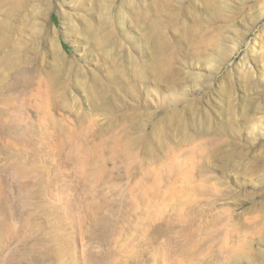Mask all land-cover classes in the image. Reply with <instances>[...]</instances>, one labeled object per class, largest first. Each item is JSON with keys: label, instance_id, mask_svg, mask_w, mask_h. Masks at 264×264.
I'll return each mask as SVG.
<instances>
[{"label": "rangeland", "instance_id": "1", "mask_svg": "<svg viewBox=\"0 0 264 264\" xmlns=\"http://www.w3.org/2000/svg\"><path fill=\"white\" fill-rule=\"evenodd\" d=\"M0 264H264V0H0Z\"/></svg>", "mask_w": 264, "mask_h": 264}]
</instances>
